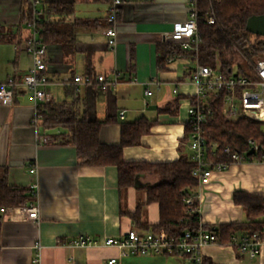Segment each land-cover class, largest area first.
I'll list each match as a JSON object with an SVG mask.
<instances>
[{
	"label": "crops",
	"instance_id": "crops-1",
	"mask_svg": "<svg viewBox=\"0 0 264 264\" xmlns=\"http://www.w3.org/2000/svg\"><path fill=\"white\" fill-rule=\"evenodd\" d=\"M99 1L107 2L106 7L101 5L102 11L77 14V3ZM192 1L125 0L116 7L117 15L110 23L112 1L33 2L37 11L41 3H72L73 12L65 15L64 21L87 20L75 26L72 43L46 44L44 74L48 83L43 88L51 101L77 99L78 109L89 119L109 120L99 130V139L105 144L119 142L122 122L140 116L157 120L138 144L123 147L126 161L167 162L190 153L183 137L187 105L196 92L190 79L197 62L190 52L194 49L186 48L184 55L168 60L161 69L157 59L159 46L175 43L168 34L175 23L187 18ZM26 5L23 0H0V81L12 77L19 82L12 103L0 105V175L5 174L7 182L15 186L29 187L37 181L38 194L32 202L38 203L39 219H28L15 208L0 210V264H33L37 241L42 245L41 264H106L111 257L117 258L116 264H191L180 254L122 256L113 245L67 244L78 235L101 241L129 229L150 231V225L159 219L156 202L141 209L140 222L147 223L148 229L134 226L126 213L145 202V187L159 177L153 172L142 173L132 186L120 190L116 166L80 165L72 144L55 141L51 132L40 126L31 90L20 84L32 63L26 50L32 30L21 23ZM107 26L115 30L113 45L104 33ZM76 75H88L92 82L74 83ZM97 75L111 81L110 86L103 89ZM178 96L175 113L158 112ZM31 167L35 174L29 171ZM236 189L264 194V158L231 163L197 186L194 194L203 226L244 220V210L232 201ZM201 252L213 264H264V243L255 256L220 243L204 245Z\"/></svg>",
	"mask_w": 264,
	"mask_h": 264
},
{
	"label": "trees",
	"instance_id": "trees-1",
	"mask_svg": "<svg viewBox=\"0 0 264 264\" xmlns=\"http://www.w3.org/2000/svg\"><path fill=\"white\" fill-rule=\"evenodd\" d=\"M25 1L26 8L21 13V23H33L37 39L43 44L74 40V28L87 23L75 19L65 22L64 16L73 12V4L41 3L39 13L35 11L33 0ZM112 1V0H106ZM197 49L190 51L198 63L212 67L221 74L251 76L250 63L264 54V35L255 34L246 28V21L252 15L264 14V0H195ZM213 14L214 22L209 23ZM187 50L179 43L167 42L158 48L157 63L163 68L165 63ZM235 56L241 60L235 61ZM226 90L219 91L207 101L211 113L201 125V133L206 140V157L209 162L228 161L231 152L243 155L245 161L264 158V122L245 115L228 118L224 109ZM179 96L173 102L158 108V112L175 113ZM192 100L195 98L190 97ZM77 99L71 102H41L36 106L40 126L51 132V137L61 143L72 144L78 163L85 166L114 165L117 169L118 188L126 189L134 184L137 175L156 173L159 180L145 187L146 200L139 203L132 212L126 213L134 226L148 229L147 223L140 222L142 206L156 202L159 209L157 223L151 230L164 229L170 236L178 237L184 230L197 229L200 215L198 210L189 211L184 199L195 195L198 176L193 174L195 162L189 154H181L177 160L167 162L126 161L123 147L138 144L142 135L150 132L156 119L140 116L133 121L120 124V140L117 144H105L99 139V130L106 121L89 119L78 109ZM183 140L189 142L190 123L184 125ZM257 144L254 153L249 154ZM228 146L230 152L224 151ZM34 199L29 187L15 186L7 182L6 175H0V210L5 207L25 205ZM234 204L242 207L243 221L223 222L217 227L219 243L226 245L243 235L264 230V194L236 189L232 193ZM198 206V200H194ZM208 228L207 225H201ZM201 264H213L203 257Z\"/></svg>",
	"mask_w": 264,
	"mask_h": 264
},
{
	"label": "built area",
	"instance_id": "built-area-1",
	"mask_svg": "<svg viewBox=\"0 0 264 264\" xmlns=\"http://www.w3.org/2000/svg\"><path fill=\"white\" fill-rule=\"evenodd\" d=\"M34 4L40 0H33ZM125 0H112L108 22H112L116 14V7ZM37 13L39 11L35 10ZM196 5L192 1L187 18L182 22L173 25L168 34L169 38L186 49H197V26H196ZM209 23L214 22L213 14L209 17ZM32 30V35L26 41V50L31 56V67L24 76L20 84L26 85L30 90L35 105L41 102H50L51 95L47 93L43 86L48 83L44 74L46 45L41 43L35 36L36 30L33 23H27ZM104 33L109 37L108 44L115 43V30L107 26ZM252 71L251 76L221 74L212 67L195 63L190 79L196 85V92L192 95L187 105L188 118L186 122L190 123L191 131L189 133L188 147L191 159L195 162L193 174L198 176V185L208 180L213 171H222L231 163H240L245 161L244 156L236 151L231 152L230 160L209 162L206 157V140L201 133V125L205 122L211 109L207 105V99L216 95L221 90H226L224 100V109L228 118L232 115H245L254 120L264 122V56H260L254 63H250ZM96 81L101 83L103 89L110 86L111 81H107L103 75H97ZM92 78L88 75H76L74 83H91ZM115 82V80H113ZM19 84L14 78L8 77L0 81V105L8 106L13 101L14 87ZM150 94L149 90H146ZM255 149L257 144L249 140ZM224 151L230 152L228 146ZM31 173L36 172L35 167L29 169ZM32 195L37 198L38 183L35 180L29 185ZM197 200L196 195H190L184 199L189 211L198 210L194 204ZM18 210L26 218L32 220L39 219V206L37 202H30L18 207H5L1 211L8 209ZM199 227L192 230H184L180 236H170L164 229L139 232L135 229H129L125 234L118 237H107L103 240H96L89 236L78 235L72 238L67 244L72 247H83L95 244L113 245L120 250L122 256L128 254L146 255V254H180L188 257L191 264H201L203 255L201 247L207 244L219 243L217 227L211 225L203 228L201 221ZM264 243V230L254 232L250 235H243L233 239L229 245L235 247L239 253H248L251 256L258 255L261 245ZM33 264H41V248L39 241L35 242ZM117 258L111 257L106 264H116Z\"/></svg>",
	"mask_w": 264,
	"mask_h": 264
},
{
	"label": "water",
	"instance_id": "water-1",
	"mask_svg": "<svg viewBox=\"0 0 264 264\" xmlns=\"http://www.w3.org/2000/svg\"><path fill=\"white\" fill-rule=\"evenodd\" d=\"M246 28L255 34L264 35V14L252 15L246 21ZM255 152V147H251L249 154Z\"/></svg>",
	"mask_w": 264,
	"mask_h": 264
},
{
	"label": "rangeland",
	"instance_id": "rangeland-1",
	"mask_svg": "<svg viewBox=\"0 0 264 264\" xmlns=\"http://www.w3.org/2000/svg\"><path fill=\"white\" fill-rule=\"evenodd\" d=\"M79 3H77V5L75 7L77 14H85V12H88L89 10L90 11H97V9H100L102 11L104 8L101 5L106 7V4H107V2H103V1L83 3L82 5H80ZM261 56H264V54H262ZM237 60L238 61L241 60L239 58V56H235V61H237ZM237 116H239V114L232 115V116H230V118L235 119Z\"/></svg>",
	"mask_w": 264,
	"mask_h": 264
}]
</instances>
